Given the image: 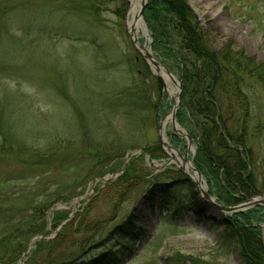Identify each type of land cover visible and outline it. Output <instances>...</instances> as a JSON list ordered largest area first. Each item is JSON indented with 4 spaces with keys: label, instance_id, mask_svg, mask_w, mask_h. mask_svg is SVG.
Returning <instances> with one entry per match:
<instances>
[{
    "label": "rangeland",
    "instance_id": "rangeland-1",
    "mask_svg": "<svg viewBox=\"0 0 264 264\" xmlns=\"http://www.w3.org/2000/svg\"><path fill=\"white\" fill-rule=\"evenodd\" d=\"M130 1L0 0V213L15 216L49 195L63 197L64 202L59 198L49 204L43 236L56 235L59 225L53 213L63 211L66 218L61 224L68 219L69 225L62 232L69 242L94 243L104 235L110 242L105 239L102 247L127 244L120 264H257L254 254L243 250L250 236H240L226 220L257 208L258 221L252 224L260 231L263 249L256 251L263 258V205L224 212L201 202L198 223L191 213L162 206L160 196L152 205L148 202L153 196L150 186L137 177L146 170L170 174L172 178L159 188L171 194L174 178L193 182L180 170L179 156L185 155L187 141L174 134L168 118L176 86L170 80L165 84L132 44L126 29L132 16ZM153 1L146 0L141 12L146 34L139 30L136 37L180 82L182 92L178 65L161 46L155 47L152 36L163 29L178 43V33L170 30L177 20L162 4L150 9ZM183 1L214 48L236 49L264 70V0ZM126 92L138 95L139 107L128 105ZM261 100L264 104V96ZM179 108L180 100L175 120L191 137L188 158L194 151V163L195 116L190 109L183 114ZM161 119L164 140L172 150L158 138ZM118 140L119 146L111 145ZM157 153L158 158L152 156ZM168 159L172 163L166 167L155 166ZM128 164L135 177L114 181ZM258 164L259 185L264 189V161L258 159ZM202 180L224 207L264 197L263 192L241 200L238 190L227 193L220 181L219 200L203 175ZM110 181L114 182L106 186ZM211 181L215 187V178ZM132 208L137 218L124 231L141 234L134 239L115 235L114 228ZM6 224H0V232ZM44 254L42 248L31 259L40 263Z\"/></svg>",
    "mask_w": 264,
    "mask_h": 264
},
{
    "label": "trees",
    "instance_id": "trees-1",
    "mask_svg": "<svg viewBox=\"0 0 264 264\" xmlns=\"http://www.w3.org/2000/svg\"><path fill=\"white\" fill-rule=\"evenodd\" d=\"M154 5H161L177 20L174 21L173 29L171 27L170 30L171 33L173 30L178 33L180 38L178 43H175L174 39H169L168 32L160 30L159 25L156 28L160 30V35H154L156 34L154 31L152 36L155 47L160 49L161 46L165 56L174 60L179 67L182 79L179 110L184 114V111L190 109L195 116L194 122L191 123L193 127L195 126L193 132L197 138L195 166L207 179L219 200H221L219 190L222 189L220 181L227 188V193L238 190L240 192L238 198L241 200L255 194H262L264 189L259 185L258 159L264 161L262 146L264 104L261 100L264 96L263 68L258 62L236 49H228L222 45L214 48L206 35L200 32L193 13L183 0H154L150 4V9L155 8ZM148 8L149 6L146 10ZM150 29L152 30L153 27ZM128 91L132 90L128 89ZM126 94L128 105L135 109L139 107L138 95L128 92ZM119 144L118 140L111 145L119 146ZM152 156L159 157L158 153ZM142 158L144 159V156H141ZM130 166L128 164L114 181H125L135 177L133 174L136 171ZM164 171L153 173L146 170L137 176L138 180L140 178L142 182L150 186L149 194L153 195L148 200L150 205L156 197L160 196L162 206H167L169 210L191 213L200 223L202 221L201 201L198 199L194 184L185 177H176L171 194L167 188H159L161 182L172 178ZM211 178L216 180L215 187ZM114 181L108 182L106 186ZM51 197L52 195H49L44 201L41 200L31 206L29 211L26 210L15 216L0 213V224L11 223L8 224L9 226L6 224L0 232V264H19L31 239L45 234V212L50 208V203L63 198L52 197L54 200L50 201ZM64 200L66 198H63L61 202ZM256 210L257 208L244 213L236 212L230 220L226 221L240 236L244 234L250 236L251 242H248V245L242 244L243 250L246 254H254L257 264H264V255L262 258V253L256 251V249H263L258 225L252 224L253 221H258ZM136 212V208H132L126 216L124 215L120 224L114 228L115 235L121 233L125 234V238L134 239L136 234H141L140 230L136 233L124 231V226L128 223L133 224L137 218ZM78 213L82 217V211H77L75 214ZM53 215V220L59 225L56 235L53 238H41L37 239V242L34 241V247L27 254L23 264H120V254L123 249L129 247L127 244L113 246V248L107 245L102 247V243L107 239H104V235L94 243L69 242L62 232L69 225V220L61 224L66 218V213L56 211ZM98 237L100 235L96 238ZM109 242L107 239L106 244ZM42 248L45 254L41 257L40 263H35L31 258ZM130 253L132 254L131 251ZM223 254L228 255V249H225ZM255 254H258V257Z\"/></svg>",
    "mask_w": 264,
    "mask_h": 264
},
{
    "label": "water",
    "instance_id": "water-1",
    "mask_svg": "<svg viewBox=\"0 0 264 264\" xmlns=\"http://www.w3.org/2000/svg\"><path fill=\"white\" fill-rule=\"evenodd\" d=\"M146 0H140V4L136 13V18L139 19L140 21H142V17H141V12L143 10V7L145 5ZM126 29L129 35V38L132 42V44L137 48L138 52L140 53V55L144 58L147 59L148 61L151 62V64L153 66H155L156 70L159 72H163L169 79L170 81L176 86V93L174 96V103L171 109V112L169 113L168 118L170 119V125L174 131V134L180 137L185 138V140L187 141L186 143V153L184 156H179L182 159L183 162V166H180V170L183 173H186V175H188L189 180L192 181L195 185V187L197 188V190L200 193V199L202 203H206L209 206H212L213 208H215L218 211H224V212H234L237 210H244L246 208H249L251 206L254 205H263L264 206V197L262 198H252L247 202H244L242 204L236 205V206H230V207H224L222 205H220L217 202V199L210 195L209 192L207 191L206 185L204 184L203 180H202V175L200 173V171L196 168V166L193 163V156H194V151H191L192 153V157L191 159L188 158V151L191 150V137L182 129H180L178 127V124L175 120V112L177 110V107L179 105V100H180V93H181V89H180V82L175 80V78L167 71V69L165 68V66L159 62L151 53H150V48L149 46H143L141 45L138 40L137 37L135 35L134 29L131 27H128V25H126ZM159 76V75H158ZM161 78V76H159ZM162 79V78H161ZM164 123H163V119L160 120L159 126H158V138L161 142V144L169 149H171L172 147L166 143V141L164 140V129H163ZM172 150V149H171ZM138 153H135L134 155H137ZM179 155V154H178ZM147 158V157H146ZM128 159V157L126 158V160ZM174 159V158H173ZM171 160H166L163 161L162 163L155 165L157 168H164L167 165L171 164ZM187 166V167H184ZM185 168H187V170H189L191 172V174L189 175L187 173V171L185 170ZM113 177V176H112ZM101 180H106V178H103ZM41 238H49L44 237L42 235H38L36 237H33L26 249V251L22 254L19 264H23L27 253L31 250L32 245L34 243V241H36L37 239H41Z\"/></svg>",
    "mask_w": 264,
    "mask_h": 264
},
{
    "label": "bare ground",
    "instance_id": "bare-ground-1",
    "mask_svg": "<svg viewBox=\"0 0 264 264\" xmlns=\"http://www.w3.org/2000/svg\"><path fill=\"white\" fill-rule=\"evenodd\" d=\"M139 0H131V6L129 11L132 13L131 18L127 21L128 27H131L134 29L135 35L139 32V30L143 31L144 34H146L145 29L143 27L142 21L136 18V13L138 10V3ZM150 63V61H149ZM159 74L162 76V79L164 80L165 84L168 83L170 80L163 72H159Z\"/></svg>",
    "mask_w": 264,
    "mask_h": 264
}]
</instances>
